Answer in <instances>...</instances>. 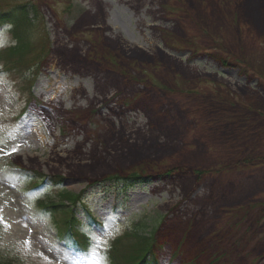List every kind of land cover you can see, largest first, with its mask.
<instances>
[{"label": "rangeland", "instance_id": "obj_1", "mask_svg": "<svg viewBox=\"0 0 264 264\" xmlns=\"http://www.w3.org/2000/svg\"><path fill=\"white\" fill-rule=\"evenodd\" d=\"M0 7L35 9L25 30L0 29V259L110 264L130 222L162 217L160 264H264V0ZM135 172L150 178L94 186ZM61 190L90 207L85 254L44 206Z\"/></svg>", "mask_w": 264, "mask_h": 264}, {"label": "trees", "instance_id": "obj_2", "mask_svg": "<svg viewBox=\"0 0 264 264\" xmlns=\"http://www.w3.org/2000/svg\"><path fill=\"white\" fill-rule=\"evenodd\" d=\"M4 9L0 7V29L8 24L15 25L16 28L18 27L17 25H20L21 30H25V28L31 26L30 24L35 9ZM28 50L27 45L19 43L16 46L10 47L5 52L6 57H3V60L7 63V60L14 58V62L11 64L13 68L14 66L18 68L26 60L25 56L28 54ZM31 70L33 69H27L28 72ZM144 177L142 174L135 172L122 175L118 174L105 180L113 188L117 187L120 190L127 191L143 183L145 180ZM54 180L56 186H60L63 181V179L59 178H55ZM102 186L106 185L104 184ZM83 198L81 194H73L61 190L57 202H52V200L49 202L50 204L44 203L46 210H53V212L59 213L61 216L58 222L57 237L68 249L74 252H86L91 244V239L84 230L87 226L94 224L92 223L94 219L89 205ZM82 214L87 215L84 217ZM162 222V217L142 219L138 223L130 222L129 231L119 238L116 245H114L115 248L110 256V264H160L158 251L161 249V246L159 244L158 232ZM123 237L125 239H122ZM0 264L18 263L14 258H7L0 259Z\"/></svg>", "mask_w": 264, "mask_h": 264}, {"label": "flooded vegetation", "instance_id": "obj_3", "mask_svg": "<svg viewBox=\"0 0 264 264\" xmlns=\"http://www.w3.org/2000/svg\"><path fill=\"white\" fill-rule=\"evenodd\" d=\"M172 49V48H171ZM170 49V50H171ZM171 51H173V54L174 55H177V56H184V55H186V59L188 60V61H190V62H193L194 60H195V58L196 57H194L191 53H187L186 51H175L174 49L173 50H171ZM133 53L134 52H137V51H132ZM139 53H141V51H138ZM124 54V53H123ZM143 54V53H142ZM168 54V53H167ZM214 57H217V56H214ZM206 60H212L213 59V57H211V56H207L206 55V57H204ZM143 62L144 63H146V64H155V60H154V58H147V56L145 55V53H144V56H143ZM198 59V58H197ZM220 59V58H219ZM182 62H183V60H181ZM227 62H223V64L225 65ZM115 66L116 67H118V65L117 64H115ZM117 69V68H116ZM119 72V73H118ZM126 72H123L122 70H120V69H118V71H117V73L116 74H118V75H120L121 77H124L126 80H127V73L125 74ZM206 80H207V78H206Z\"/></svg>", "mask_w": 264, "mask_h": 264}]
</instances>
